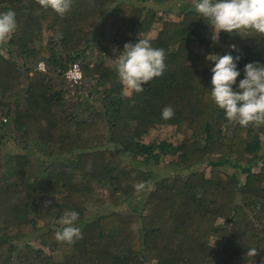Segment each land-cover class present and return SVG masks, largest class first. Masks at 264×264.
<instances>
[{
	"label": "trees",
	"instance_id": "obj_1",
	"mask_svg": "<svg viewBox=\"0 0 264 264\" xmlns=\"http://www.w3.org/2000/svg\"><path fill=\"white\" fill-rule=\"evenodd\" d=\"M166 1L73 0L60 17L37 0H0L18 24L0 43V264H264V126L226 120L207 60L240 57L236 90L245 64H264V36L216 38L186 2L177 18L158 14L154 3ZM138 39L165 50L166 68L129 96L114 57ZM74 62L78 82L65 78ZM165 106L173 118H162ZM167 124L178 141L145 139ZM11 138L18 148L3 151ZM166 155L182 173L155 174ZM138 191L133 208L98 211ZM65 211L79 213L73 244L55 239Z\"/></svg>",
	"mask_w": 264,
	"mask_h": 264
},
{
	"label": "clouds",
	"instance_id": "obj_2",
	"mask_svg": "<svg viewBox=\"0 0 264 264\" xmlns=\"http://www.w3.org/2000/svg\"><path fill=\"white\" fill-rule=\"evenodd\" d=\"M41 8L51 9L60 17L71 11L73 0H37ZM194 10L208 19L219 32L239 34L241 31L255 32L264 36V0H193ZM18 24L14 10L0 12V43L11 39ZM236 50L235 45L229 46ZM165 50L154 48L148 39H138L135 44L125 43L123 51L114 60L121 85L130 96L144 90L142 85L160 77L165 68ZM239 56L230 53L209 54L207 60L214 63L210 69V96L216 106L224 111L231 124L247 127L250 124L264 126V64L250 62L244 65V78L239 80L237 67ZM165 120L173 118L174 109L165 106L161 112ZM144 184L138 185L143 188ZM79 213L65 211L58 220L62 227L55 232L57 242L73 244L82 239V230L77 226ZM248 256L255 257L257 248H249Z\"/></svg>",
	"mask_w": 264,
	"mask_h": 264
},
{
	"label": "rangeland",
	"instance_id": "obj_3",
	"mask_svg": "<svg viewBox=\"0 0 264 264\" xmlns=\"http://www.w3.org/2000/svg\"><path fill=\"white\" fill-rule=\"evenodd\" d=\"M146 2L149 5H151V3H152L151 0H146ZM179 2H186L187 5L193 6V0H168L166 2L154 3V5L157 8L158 14H163L166 17L177 18L178 15L173 10L178 7ZM159 26H160L159 23H154V25H152V28H151L149 34L153 36L156 33L157 28ZM45 35H47V32H45ZM1 49H2V51L4 50L3 48H1ZM114 60H115V57H114ZM125 92L127 93L126 90H125ZM168 136H170V138H172L174 141H178V139H180V137L182 136V132L180 130L176 129L175 126L172 124L157 125L156 127L152 128L150 130L149 134L146 135L145 139H151L154 137H157V139H161V138L168 137ZM108 146L114 148L115 145L113 143H109ZM17 148L18 147H17L16 143L11 138V139H8L6 141V143L4 144L3 151L14 152V151H16ZM120 151H123L121 149V147H120ZM121 155L129 157L131 159L132 164L135 166H138V167L144 166V164L141 163L138 158H133V157H131V155H128L125 153H121ZM170 158H171L170 155L163 156L161 163H159L158 165H153V169L155 170V174H157L159 172L161 175V172L165 169H167V170H165V174L168 176L178 174V173H182L183 168L181 166H177V165L171 166L169 163H167V161ZM201 166H203V165H201ZM230 169H232V168H230ZM151 186H152V184H150V187ZM104 192H105V190H104ZM140 193H141V191H138V195H136V196L133 195L128 200L121 201L119 204L114 205L111 203H107L104 206H102L100 208V210H98V211L108 212L111 210H125V209L133 208V206L137 205V202L140 199V195H141ZM36 240L37 239L31 240V241L36 243L37 242ZM251 264H256V263H251Z\"/></svg>",
	"mask_w": 264,
	"mask_h": 264
},
{
	"label": "built area",
	"instance_id": "obj_4",
	"mask_svg": "<svg viewBox=\"0 0 264 264\" xmlns=\"http://www.w3.org/2000/svg\"><path fill=\"white\" fill-rule=\"evenodd\" d=\"M37 68L45 70V63L40 60L37 62ZM65 78L70 82H78L82 78L80 65L77 62L72 63L65 71Z\"/></svg>",
	"mask_w": 264,
	"mask_h": 264
}]
</instances>
